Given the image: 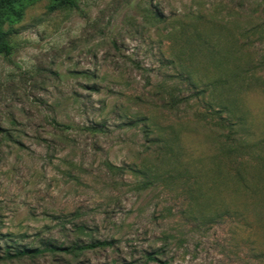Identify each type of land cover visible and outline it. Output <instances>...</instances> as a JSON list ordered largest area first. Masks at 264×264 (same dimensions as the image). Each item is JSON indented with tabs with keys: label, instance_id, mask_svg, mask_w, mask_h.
Listing matches in <instances>:
<instances>
[{
	"label": "rangeland",
	"instance_id": "1",
	"mask_svg": "<svg viewBox=\"0 0 264 264\" xmlns=\"http://www.w3.org/2000/svg\"><path fill=\"white\" fill-rule=\"evenodd\" d=\"M0 27V264H264V0H29Z\"/></svg>",
	"mask_w": 264,
	"mask_h": 264
},
{
	"label": "trees",
	"instance_id": "2",
	"mask_svg": "<svg viewBox=\"0 0 264 264\" xmlns=\"http://www.w3.org/2000/svg\"><path fill=\"white\" fill-rule=\"evenodd\" d=\"M29 0H0V26L6 20L12 18H18L23 13V9ZM53 2L58 6L75 7L78 4V0H53ZM1 29V27H0ZM13 51V46L11 42L6 38L4 33L0 30V54L10 55ZM243 182V186L246 187L247 180L240 177ZM108 241H96L91 243H86L82 245H73L71 247H60V246H47L43 248L38 247H21L16 248L14 253L15 256H35L44 253L45 251L55 252L58 250H64L66 252L77 253L78 251L96 248L100 245H108ZM6 254H11L9 251H5ZM155 259V257H151Z\"/></svg>",
	"mask_w": 264,
	"mask_h": 264
}]
</instances>
